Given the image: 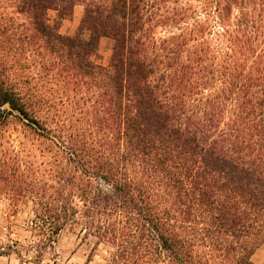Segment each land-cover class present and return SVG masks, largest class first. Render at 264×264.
I'll return each mask as SVG.
<instances>
[{
    "label": "trees",
    "instance_id": "obj_1",
    "mask_svg": "<svg viewBox=\"0 0 264 264\" xmlns=\"http://www.w3.org/2000/svg\"><path fill=\"white\" fill-rule=\"evenodd\" d=\"M0 197L30 264L64 232L104 264H256L264 0H0Z\"/></svg>",
    "mask_w": 264,
    "mask_h": 264
},
{
    "label": "rangeland",
    "instance_id": "obj_2",
    "mask_svg": "<svg viewBox=\"0 0 264 264\" xmlns=\"http://www.w3.org/2000/svg\"><path fill=\"white\" fill-rule=\"evenodd\" d=\"M84 12L82 5H77L73 15L61 21L60 30L65 35L76 36L79 32V25ZM55 13H51V19L54 20ZM84 38H89V31H83ZM111 54V45L108 39L102 38L98 47L97 61L107 64ZM9 203L0 197V250L8 247L16 241L27 244L33 239L32 232L27 227V222L32 217V211L29 206L17 215H11ZM56 254L47 253L42 264H104V255L107 254L106 248L100 246L98 252H93V244L83 242L76 235L64 232L59 237L56 244ZM253 261L256 264L264 262V244L258 248ZM0 264H30L23 262L19 255L12 252L2 255L0 252Z\"/></svg>",
    "mask_w": 264,
    "mask_h": 264
}]
</instances>
